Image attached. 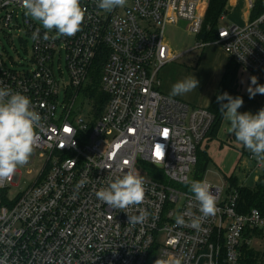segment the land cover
Returning <instances> with one entry per match:
<instances>
[{"label":"built area","instance_id":"2783aa9c","mask_svg":"<svg viewBox=\"0 0 264 264\" xmlns=\"http://www.w3.org/2000/svg\"><path fill=\"white\" fill-rule=\"evenodd\" d=\"M247 4L252 10L255 0ZM206 5L127 0L121 10L105 12L97 0H81L87 9L81 30L44 40V29L24 15L22 0H0V31L18 27L31 37L41 31L25 62L9 64L0 49V87L28 96L43 117L34 150L47 157L37 181L15 201L7 200V189L19 185L20 171L0 183V264H240L241 248L253 241L246 231L264 229V215L255 208L239 213L238 194L211 184L217 212L202 215L189 186L216 117L161 90L162 69L182 56L167 42L166 28L185 21L200 35ZM214 43L239 68L264 79V12L245 26L219 27ZM65 55L69 99L58 115L55 66L58 59L62 76ZM99 58L107 101L96 116L87 89ZM249 159L262 168L252 154ZM128 171L144 179L140 205L121 210L98 200L95 193L109 179ZM142 211V222L128 224V214ZM194 218L200 219L198 228L192 227Z\"/></svg>","mask_w":264,"mask_h":264},{"label":"clouds","instance_id":"9594fccd","mask_svg":"<svg viewBox=\"0 0 264 264\" xmlns=\"http://www.w3.org/2000/svg\"><path fill=\"white\" fill-rule=\"evenodd\" d=\"M127 0H97V7L105 12L123 8ZM24 15L36 21L44 29L43 39H56L62 36L72 37L81 30L87 12L81 6V0H22ZM55 30V35L50 33ZM41 38L40 28L32 33L33 40ZM247 91L253 98L257 93L264 94V85L257 84V77L252 76ZM199 81L195 76L176 82L171 89L170 97L184 95L197 89ZM227 101V103H223ZM223 118L230 122V131L238 142L242 143L264 167V108L257 114L238 112L243 105L242 97H233L227 92L217 96ZM43 117L38 113L30 98L21 92H14L9 87H0V183L11 180L18 167L26 165L38 143L37 129L42 127ZM84 181L80 182L82 186ZM189 191L199 204V211L204 217L214 216L217 212V196L210 191L205 181L193 180ZM144 179L128 171L115 179H109L107 187L96 193L98 200L113 209H128L140 205L145 198ZM126 213V212H125ZM128 214V213H127ZM146 213L128 214V224L135 225L144 220ZM176 223H185L182 215L176 216ZM200 219L192 220V227L198 228ZM172 264H181L176 259Z\"/></svg>","mask_w":264,"mask_h":264},{"label":"crops","instance_id":"0c3cea01","mask_svg":"<svg viewBox=\"0 0 264 264\" xmlns=\"http://www.w3.org/2000/svg\"><path fill=\"white\" fill-rule=\"evenodd\" d=\"M228 12L229 15L228 17L227 15L224 17V21L227 20L230 25L242 27L251 19V10L248 8L247 0H229ZM167 42L169 43V40ZM206 45L202 47V49L205 48V51L202 53L201 59L196 64L190 65V68H187L186 63L182 62V65H174V63H171V65L168 64L162 69L160 73L162 81L161 90L164 94L170 96L172 86L176 82L187 77L195 76L199 81L198 88L184 95L175 96L174 98L182 100L194 107H211L231 60L219 45L215 43H208ZM207 48H213V50L206 52ZM193 49L180 53L182 55L181 60L190 52L194 51ZM251 77L252 75L250 73L238 68L237 96L243 99V105L238 109L240 113L251 112L254 114L258 105L264 107V94L257 93L253 98L249 97L247 89L251 85ZM257 84L264 85V79L257 77ZM251 86L255 87V85ZM212 146V151H210ZM202 149L207 150L216 169L227 180L228 187L226 189L222 187L226 193L236 192V189L233 188L228 178L236 179L237 187L252 189L264 172V167H257L256 163L249 159V155L252 153L242 143L236 140L234 133L230 131V122L224 118L216 132L215 138H212V135L209 136V139L202 146Z\"/></svg>","mask_w":264,"mask_h":264},{"label":"trees","instance_id":"16d2710c","mask_svg":"<svg viewBox=\"0 0 264 264\" xmlns=\"http://www.w3.org/2000/svg\"><path fill=\"white\" fill-rule=\"evenodd\" d=\"M228 1L229 0H209L205 12V18L203 23L202 32L197 36L200 42L204 44L214 43L218 40V29L220 26L221 19L225 17L228 13ZM264 0H256L254 7L251 10L250 21L256 19L264 12L263 6ZM103 59L99 58L95 64V72L92 77V84L87 89L89 93V98L93 101V104L96 108V116L101 115L107 101V96L100 89V80H101V61ZM239 66L231 61L226 69L224 78L218 88V91L215 95L213 103L209 110L215 115L216 121L212 132L209 136L212 135V138H215L216 132L219 129L223 116L220 112V103L217 102V96L225 92L230 94L233 97H236L238 94V74ZM227 103V101H223ZM264 108L262 105L256 107L255 113ZM211 162L207 150L199 148L197 153V163L192 172V179L202 181L203 174ZM228 181L232 183L233 188H235L236 193L238 194V212L241 214H248L252 209H258L262 215H264V172L260 176L254 188H241L236 186V179L228 178ZM260 231V233H259ZM262 230H247L245 236L248 239L254 240L255 238H262ZM240 264H264V252L255 250L251 244H245L241 248L240 255Z\"/></svg>","mask_w":264,"mask_h":264},{"label":"rangeland","instance_id":"374dc122","mask_svg":"<svg viewBox=\"0 0 264 264\" xmlns=\"http://www.w3.org/2000/svg\"><path fill=\"white\" fill-rule=\"evenodd\" d=\"M208 4L209 0H207L206 7L208 6ZM121 9L122 8H120V10ZM228 15L229 12L227 13V17ZM15 25H17L16 21ZM229 26L231 25L226 20L221 21L219 27ZM165 35L167 40H169L170 47L177 53H183L185 51L195 48L198 43H203L198 40L195 34L189 31L187 22L185 21H181L176 25H169L165 30ZM0 49L3 50L5 54V60L9 64H11L12 62L19 64L20 62H25L31 56L33 50V39L26 33L24 29H19L18 27L13 28L12 30L7 29L6 32L0 31ZM204 49L201 48L190 52L187 56H185L184 59L175 62L174 65H182V62H185L187 65L186 67L190 68V65L196 64L197 61L201 59L202 53L205 51ZM211 50H213V48H207L206 52ZM60 66L62 67L64 72L62 76L60 75V68L57 59L55 72L58 76L61 85L58 115L61 114L62 107L66 104L65 102L69 99L64 88V85L70 83V74L67 68L66 55L63 57ZM79 105L80 100L78 99V103L73 106L74 109ZM212 148L213 146L211 147L210 151H212ZM46 161V156H42L40 152H36L34 150L29 162L22 167H18L17 171H20L21 173L20 182L18 186H9V188L7 189V200H9L10 202L15 201L22 193L26 192L35 183L42 171L44 170L46 166ZM202 181H205L211 185L223 187L225 189L226 187H228L227 180L216 169L213 160H211L208 167H206V170L202 177ZM261 233L263 234V237L255 238L251 242V246L255 250L264 252V231H262ZM159 241L162 243V238H160Z\"/></svg>","mask_w":264,"mask_h":264},{"label":"snow or ice","instance_id":"6c2138e0","mask_svg":"<svg viewBox=\"0 0 264 264\" xmlns=\"http://www.w3.org/2000/svg\"><path fill=\"white\" fill-rule=\"evenodd\" d=\"M156 154H157L158 156L160 155V153H159V152H157Z\"/></svg>","mask_w":264,"mask_h":264}]
</instances>
